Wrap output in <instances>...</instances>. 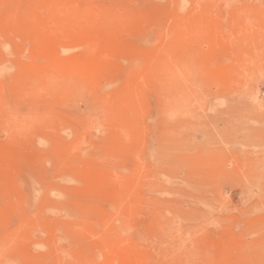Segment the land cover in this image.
I'll use <instances>...</instances> for the list:
<instances>
[{
	"label": "rangeland",
	"instance_id": "374dc122",
	"mask_svg": "<svg viewBox=\"0 0 264 264\" xmlns=\"http://www.w3.org/2000/svg\"><path fill=\"white\" fill-rule=\"evenodd\" d=\"M0 264H264V0H0Z\"/></svg>",
	"mask_w": 264,
	"mask_h": 264
},
{
	"label": "bare ground",
	"instance_id": "6f19581e",
	"mask_svg": "<svg viewBox=\"0 0 264 264\" xmlns=\"http://www.w3.org/2000/svg\"><path fill=\"white\" fill-rule=\"evenodd\" d=\"M199 34V33H198ZM185 66V65H184ZM161 73V72H160ZM91 89V88H90Z\"/></svg>",
	"mask_w": 264,
	"mask_h": 264
}]
</instances>
